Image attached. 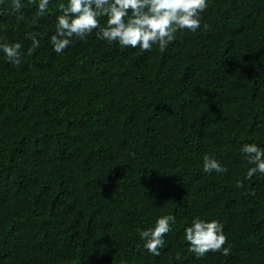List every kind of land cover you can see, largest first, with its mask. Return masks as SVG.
Listing matches in <instances>:
<instances>
[{"label":"trees","instance_id":"obj_1","mask_svg":"<svg viewBox=\"0 0 264 264\" xmlns=\"http://www.w3.org/2000/svg\"><path fill=\"white\" fill-rule=\"evenodd\" d=\"M20 2L0 0V42L22 46L18 65L0 50V264H264V174L241 152L264 148V0H208L164 52L93 32L59 55L67 0ZM165 215L155 256L137 230ZM194 217L223 225L227 255L189 251Z\"/></svg>","mask_w":264,"mask_h":264},{"label":"clouds","instance_id":"obj_2","mask_svg":"<svg viewBox=\"0 0 264 264\" xmlns=\"http://www.w3.org/2000/svg\"><path fill=\"white\" fill-rule=\"evenodd\" d=\"M49 3L50 0H39L38 12L43 14ZM12 7L20 11V0H12ZM207 7L208 0H67V4L59 5L61 14L56 17L55 34L50 37V42L53 51L59 55L70 46L73 38L86 40L95 32L98 39L110 44L116 42L121 47H139L143 51H151L155 45L164 52L178 31L196 32L201 28V14ZM100 17H106L104 25H101ZM204 28H207L206 24ZM28 36L31 46L27 54L31 55L40 47V40L36 33ZM21 47L19 42H0V50L14 65L21 61ZM241 152L247 163L252 165L246 172L247 179L257 173L264 174V148L255 143H245ZM203 170L207 173L227 171L208 155L203 158ZM243 186L241 181L236 184L238 188ZM174 221V216L165 215L156 219L154 227L138 229L144 249L159 256V250L164 247V237L172 230ZM184 238L189 243V251L197 258L209 252L227 255L229 251L224 247L227 237L223 225L217 220L194 217L184 230Z\"/></svg>","mask_w":264,"mask_h":264}]
</instances>
